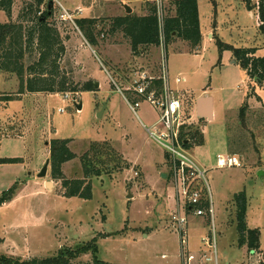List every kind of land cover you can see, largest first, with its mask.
<instances>
[{"label": "rangeland", "instance_id": "1", "mask_svg": "<svg viewBox=\"0 0 264 264\" xmlns=\"http://www.w3.org/2000/svg\"><path fill=\"white\" fill-rule=\"evenodd\" d=\"M172 1L43 0L40 5L37 0L14 1L13 21L26 29L37 23L25 18L29 5H33L29 16L52 9L44 21L59 40L55 50L65 49L57 59L59 73L50 76L57 83L65 79L66 84L59 92L25 90L20 94L19 76L0 72V159L10 160L0 162V194L12 186L15 189L13 199L0 206V253L22 259L50 256L96 238L98 257L111 264H182L179 234L171 221L176 208L174 188L162 176L168 171L166 151L143 126L151 127L158 114L143 102L136 108L137 115L113 82L127 93L135 71L160 76L165 54L169 86L182 103L184 132L188 135L192 127L202 135L201 142L189 147L208 169L219 263L264 264V176L259 175L264 172V85L255 84L240 63L232 62L234 48H257L256 55L264 56L257 11H250L242 0H200L198 44L176 37L166 45L162 35L158 44L133 47L124 32L111 30L116 18L150 15L152 7L162 22L164 16L175 14ZM88 17L101 23L94 47L77 24V19ZM9 21L0 9V23ZM38 35L33 51L21 60L26 82L40 76L33 70L40 57ZM177 78L185 80L177 83ZM89 81L92 90L81 91ZM250 92L254 93L248 99L252 113L243 125L239 109ZM201 94L215 99L214 119L198 118L195 103ZM56 138H70L76 155L62 165L68 179L84 178L82 157L91 145L104 151L103 163L96 165L109 174L91 177V199L66 197L51 162L47 175L38 176L51 159V142ZM232 152L240 165L217 167V156ZM237 192H245L248 200L246 221L259 231L257 247L238 245L235 206L230 201ZM198 218L211 225L208 216L190 215L193 264H203L205 253L213 256V250L202 243L210 226L202 227ZM71 264H94L92 253L80 255Z\"/></svg>", "mask_w": 264, "mask_h": 264}, {"label": "trees", "instance_id": "2", "mask_svg": "<svg viewBox=\"0 0 264 264\" xmlns=\"http://www.w3.org/2000/svg\"><path fill=\"white\" fill-rule=\"evenodd\" d=\"M14 1L15 0H0V9L4 10L10 19L9 23H0V72L9 71L11 73H16L19 76L21 80L20 94L25 90H28L29 92L63 91L65 89L66 80L64 79L57 83L56 79L52 78L59 73L60 67L57 64V59L65 49L64 46H59L58 51L55 50L56 45L59 44V40L56 37L54 30L50 29L45 23L47 16L52 13V9L43 11L42 15L29 16V13L32 14L33 12V5H29L26 9L25 18L31 22L35 20L37 23L34 28L26 29L25 26L17 25V22L13 21L12 8ZM199 1L200 0H173L172 4H174L176 8L175 14L172 16H164L162 22L159 20L155 7H152L150 15H126L124 17H118L113 21L111 30L113 33L118 31L124 32L126 36L131 38V44L133 47L158 44L161 33L166 37V45L172 42V38L176 37L193 44H198L201 40L199 28ZM242 1L250 11H257L260 28L264 34V0ZM37 3L40 5L43 3V0H37ZM77 24L90 45L93 47L97 46V32L99 30H96L99 25H101L99 20L96 17L79 18L77 19ZM38 33V41L40 45L38 50L40 52V57L34 64L37 67H34L33 70L37 71L40 76L26 82L23 79L24 64L21 60L24 58L27 51H33L34 41L36 34ZM24 44L26 45L25 47ZM223 46L224 44L221 45L222 48ZM256 52L257 48H234L233 56L234 59L247 71L250 79L253 80L255 84L264 85V56H257ZM92 86L93 83L90 81L86 82L81 91H91ZM72 90L76 91L78 89L74 87ZM253 94L254 93L250 92L246 96L244 104L239 109V119L241 121L245 122L247 116L250 115L249 113H252L248 99ZM245 124L246 122L243 125ZM189 128L187 136L193 140L194 143L196 141L201 142L202 135L198 134V131L193 132L192 127ZM70 140V138H56L51 142L50 160L52 163L53 176L62 180L63 187L66 189V197H79L86 200L91 199L93 197L91 177H100L105 172L109 174V171H105L96 165L103 163L102 154L104 151L99 148L98 145L96 146V144L93 146L91 145L89 151H87L82 157L85 174L84 178L68 179L64 176L61 168L64 163L76 157L70 149ZM231 143H233V145L235 144L234 141H231ZM90 151L93 153V157L91 158H89ZM231 154L237 155L233 152ZM9 161V159H0V162ZM14 190L15 189L12 186L0 194V206L13 199ZM234 203L236 206L239 246H259V231L257 229L249 228L247 225L246 213L248 209V200L245 192L235 194ZM97 250L96 238H94L91 242L82 246L66 249L61 248L56 254L46 257L35 256L28 259H22L13 255L0 253V264H71L73 259L89 252L92 253L94 264H111L100 259L97 255Z\"/></svg>", "mask_w": 264, "mask_h": 264}, {"label": "built area", "instance_id": "3", "mask_svg": "<svg viewBox=\"0 0 264 264\" xmlns=\"http://www.w3.org/2000/svg\"><path fill=\"white\" fill-rule=\"evenodd\" d=\"M164 35L161 33V36ZM163 49L164 44H163ZM165 54L163 55V73L160 76L152 75L147 70L135 71L127 87V93L113 79L118 91L127 101L131 109L137 114L143 102H148L158 114L153 125L143 126L149 136L158 142L166 151L167 169L162 176L174 188L176 208L172 211L171 221L179 234L181 245L182 264H192L196 255L190 251V215L195 217L208 216L211 221L209 234L202 237V243L213 250V256L203 254V264H220L217 249V230L215 227V208L212 191L207 181L208 169L200 164L190 152L189 145L193 144L184 132L186 121L182 116V103L178 93L169 86ZM185 79L177 78V83ZM69 97V94H65ZM138 115V114H137ZM217 167H234L240 165L237 155L217 156ZM139 173L136 171L135 173ZM206 185V190L204 186Z\"/></svg>", "mask_w": 264, "mask_h": 264}, {"label": "water", "instance_id": "4", "mask_svg": "<svg viewBox=\"0 0 264 264\" xmlns=\"http://www.w3.org/2000/svg\"><path fill=\"white\" fill-rule=\"evenodd\" d=\"M126 10L128 13H130L132 11V9L129 6H126ZM98 84L99 83H96L97 86H98ZM210 99H211L210 96H207V95L197 99V115H198L199 119H203V118L208 119V120L213 119V113H212V109H211V105H210ZM77 106L80 108L81 104H78ZM50 162H51L50 159H48L46 161V163L44 164V166L42 167L41 171L38 174L39 177H45L47 175L48 170H49V166H50ZM259 175L264 176V172H260Z\"/></svg>", "mask_w": 264, "mask_h": 264}, {"label": "crops", "instance_id": "5", "mask_svg": "<svg viewBox=\"0 0 264 264\" xmlns=\"http://www.w3.org/2000/svg\"><path fill=\"white\" fill-rule=\"evenodd\" d=\"M199 5V4H198ZM8 17V16H7ZM5 23V22H4ZM232 62H237L234 58H233V61ZM204 96H206V95H203V94H201L200 96H198V98L197 99H199L200 97H204ZM211 99H210V105H211V109H212V113H213V119H214V117H215V99L213 98V97H210ZM197 99H196V103H195V106H196V112H197ZM200 120H208V119H200ZM237 193H239V192H237ZM237 193H235V194H237ZM234 194V195H235ZM234 195H233V197H232V199L230 200L232 203H234ZM173 197V196H172ZM174 199V198H173ZM175 201V200H174ZM5 204V203H4ZM234 206H235V203H234ZM215 208V207H214ZM247 214V213H246ZM216 217H217V214H216V209H215V227H216V230H217V223H216ZM234 217H235V220L234 221H236V206H235V215H234ZM198 224H200V225H202V227H206L207 228V230H208V227L209 226H211V225H209V221L207 222V220L206 219H204V218H198ZM248 225V224H247ZM249 227V226H248ZM236 228H237V221H236ZM249 228H251V227H249ZM238 231V230H237ZM238 238H239V235H238ZM0 241H1V239H0ZM239 245V244H238ZM246 246V245H245ZM247 247V246H246ZM217 249H218V247H217ZM258 250V249H257ZM253 251V250H252ZM192 253V252H191ZM194 254V253H193ZM37 257H46V256H37ZM196 260V259H195ZM192 264H193V262H192Z\"/></svg>", "mask_w": 264, "mask_h": 264}]
</instances>
